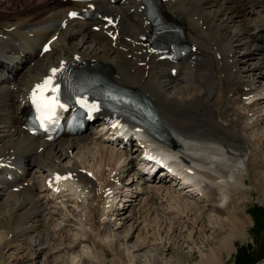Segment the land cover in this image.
Listing matches in <instances>:
<instances>
[{
  "label": "bare ground",
  "instance_id": "bare-ground-1",
  "mask_svg": "<svg viewBox=\"0 0 264 264\" xmlns=\"http://www.w3.org/2000/svg\"><path fill=\"white\" fill-rule=\"evenodd\" d=\"M103 3L104 0L99 1L100 7L103 6ZM0 7L5 8L0 9V27L3 29L17 27L21 24L26 25V29L42 28V31L36 34V42L30 47V57L23 60V68L15 79L14 84L16 87H20V90H12L10 85L13 82L0 78V104L5 105L4 109H0V144L2 143L0 153L15 150L14 152L21 156L26 166L30 167L31 170H37L38 173L43 172L44 174L57 171L75 172L85 167L86 169L89 168L88 170L91 172L96 171V174L101 177L102 175L99 174L106 168L111 170L110 174L114 172L116 182H120V175H124L123 169L131 168L133 170L135 168L136 164L133 159L130 160V156L123 159L121 155L124 154L120 155V153L104 150L103 148L102 151L100 150L102 155L100 159L99 151L96 155L93 153L95 158H91L92 160L95 159L94 161H97L98 164L101 162L102 167L97 165L101 168L99 171L95 168L96 164L88 166L84 164L83 166L76 160L74 161V158L73 161H68L69 164H65L63 163L64 160L71 158L70 152L73 153L76 149L83 151L81 149L82 145L85 143L89 145V140H92V138L86 136L74 139L64 138L55 145L47 144V150L38 154V140L29 136L24 137L21 131H15L17 128L16 111H18L16 102L21 90L27 89L33 82L43 76L50 66L59 62L62 55H68L69 57L76 54L87 55L92 58L114 62L117 66L118 78L122 83L139 87L155 97L161 126L167 132L169 139L176 143L177 152H168L167 159L171 158L178 161V154H182L186 157L189 156L188 158L192 159L193 163L197 165L195 161H198V159L191 156L190 153L207 155V158H202V160L208 162L206 166L210 168L211 171L209 172L205 170L204 166L195 168L196 166L192 164L194 175L191 172L192 175H189L182 168L183 164L179 163L181 169L176 170V172L182 176L183 181L179 182L175 178L170 182L173 184L172 186H175L174 193L182 202L181 204L190 202L187 198V200L185 199L186 195L184 196L182 193V190L185 191L187 188H189L188 191L197 195V198L201 197L200 202L207 201L208 198H212L217 204L218 202L225 203L229 201L228 195L230 196V194L227 190L230 189L232 192L236 189L234 186L237 181L232 180L238 173L237 170L242 168L240 166L246 163L250 151V140L243 135V130L247 132L249 127L242 126V120L248 117L249 112L243 117L240 111H236L237 105L233 102L235 100L236 103L239 100L243 102L244 97L254 94L256 83H260L259 87L264 88V32L256 34L262 28L264 0H178L174 9L186 15L189 19L188 36L199 45L203 61L196 70H191L187 65L185 72L176 80L170 78L167 74L168 67L164 64L149 69L146 76V68L140 69L134 66L132 61L125 60L123 57L128 56L127 54L115 49L112 42L106 38H100L79 22L70 25L68 29L69 39L63 38L59 41L61 54L38 58L36 55L37 44L54 34L64 13L60 11L56 4L44 1L37 3L26 1L23 8L10 11L5 7L4 2L0 0ZM118 15H120V30L124 36L123 38L131 41L138 40L142 36L141 32L146 30L144 22L141 20L137 22V14L128 15L124 13L121 15L118 12ZM204 26H206V29L203 28ZM1 36L2 31H0ZM14 58H17L16 54ZM33 61L35 65L31 66ZM247 87H250L251 90H246ZM7 105L8 109H6ZM8 124L11 125L10 129H7ZM96 136V133L92 134L93 138ZM262 147H264V142L263 145L260 143V148ZM224 158H227L231 164H221L223 162L219 159ZM215 160L218 162L215 163ZM263 162L254 161L251 158L248 160L249 180L256 175L258 166H264ZM125 163L126 165L121 168ZM219 166H223L224 171L219 170ZM204 170L206 173L203 175ZM216 170L220 172H216ZM117 171H120V175L116 173ZM205 182H209L210 186L213 187V194L204 186ZM232 182L235 184L232 185ZM161 183L162 181H159L158 184ZM245 183L243 181V184ZM131 185H133V182ZM252 185L254 184L252 183ZM68 187L73 188L74 186L68 184ZM254 187L264 192V176L259 177L258 183ZM84 189L95 192L97 186L93 183L92 186L85 185ZM157 189L158 193H163L161 194L162 197L167 196L166 192L168 194V190L164 186L158 188L155 185V190ZM223 189L224 194L222 196L221 190ZM34 191V188L30 187L16 194L4 186L0 187V237H5L4 247L18 245L17 243L21 242L23 248L27 247V249L33 251L31 253L32 258L29 257L28 260L32 264L35 262V256L40 255L39 253L49 243L48 239L52 237V231L48 227L50 225L42 223L44 221L42 207L38 202L37 204L34 202L36 199ZM215 195L217 197L214 199ZM158 199L160 197L153 195L151 203L148 202L143 208L150 206V204L152 207L153 201ZM98 202L96 197L91 199L89 201V207H91L86 208L85 211L89 209L92 231L97 235L100 234L101 237L103 234L105 236L102 226L106 224V220L102 221V219L114 208V204L112 202L109 204L110 207H105L107 211L100 213L98 210L99 205L95 204ZM261 203L264 204V195L261 197ZM161 204L163 203L161 202ZM192 204L189 207L185 206L186 208L182 207V213L193 208ZM213 208L215 211L212 212H216L219 216L224 213L218 206H213ZM210 209L212 208L210 207ZM149 210L145 211L148 212ZM233 214L234 217L231 218L232 220L230 219L231 222L228 227L230 233L220 239L219 246L209 253L207 258H204L205 260L202 258L203 262L201 264H224V262L220 263L218 260L223 259L225 256L226 258L232 256L233 248L237 245L236 240L242 238V235L244 236L250 225L248 218L246 219L242 215L243 213ZM121 215L119 213V216ZM200 221L201 217L199 216L193 224H199ZM226 225L228 226V224ZM46 226L48 230L44 228ZM131 231L130 229L127 235ZM9 234H12L11 239H8ZM127 237L129 236H125L123 240H126ZM123 240H117V250H119L120 243ZM91 241L92 237L89 235L87 242L91 243ZM146 243L147 241L144 244L136 243L135 247L139 249L146 248ZM84 244L87 243L84 241ZM99 246L97 244V247ZM154 247L155 255L152 257L151 264H162L160 263L161 256L172 253L174 249V247L169 248L168 246V248L162 249L159 246ZM67 251L73 252L74 248H68ZM195 255L196 251L187 255L178 252L176 254L177 259L174 260L173 264H183V260L189 261ZM104 256L108 258L110 253L105 251ZM119 258L122 264H130L129 255L119 256ZM1 259H3L2 253H0V261ZM24 260L20 259L18 262L15 260V264H25Z\"/></svg>",
  "mask_w": 264,
  "mask_h": 264
},
{
  "label": "rangeland",
  "instance_id": "rangeland-1",
  "mask_svg": "<svg viewBox=\"0 0 264 264\" xmlns=\"http://www.w3.org/2000/svg\"><path fill=\"white\" fill-rule=\"evenodd\" d=\"M1 1L4 2L5 7L10 9V11H16V8H14L15 5L13 6L11 0ZM0 9L5 8L0 7ZM259 84H257L256 89L258 92H262V89L258 88ZM253 108L255 109L254 113H257V116L253 118L254 116L251 115V122H247L246 120L249 117H246V122L244 119L242 120V126L249 127L247 132L243 130V135L250 140V151L247 155L248 158L246 159V163L241 166L242 168L240 170H237L238 173L236 172L237 174L232 180L234 182L237 181L234 186L237 190L234 189L232 192L230 189L227 190L230 194V196L228 195V202H221L222 204L218 202L217 204L212 198L200 202L201 197L197 198L194 193L182 190L183 195H186L185 199L187 198L190 202L181 204L182 202H180L178 197H176V193H174L175 186H172L173 184L169 182L158 184V186H164L168 190V194L166 192L167 196L165 200H154V204L152 203L154 205H152L153 208L151 207V204L150 206L143 208L148 202L151 203L152 198L148 197L150 200L145 203L147 196H144L141 201H137L136 205L130 207L126 214H122L120 217H113L110 223H107L105 227H102L105 231V236H103V234V237L101 236L102 238L100 237V234L97 235L92 231L91 226H84V222L82 220L78 221V217H75L77 216V213H79L80 208L76 207L77 209L75 208L74 213L73 211L71 212V209H69V211L61 209V206L66 207V204L69 206L72 205V203L63 202V204H52V207L47 206L45 208L42 206L45 209L43 212L45 215H42V218L44 219L42 223H48V225H50L48 227H50L52 231V237L48 239L49 243L45 245L41 253H39L40 255L38 254V257L37 255L35 256V262L33 263L122 264L119 256L123 257L124 255H129L130 264H151L152 257L155 255L154 246H159L161 249L174 247L172 253H166L161 256L160 263L162 264H173L177 259L176 254L178 252L187 255L193 253V251H196L195 257L189 261L183 260V264H201L203 259L207 258V255L219 246L220 239L230 233L228 227L230 226V219L234 217L233 213H243L242 215L246 219L248 218L250 224L246 229V233H244V236L242 235V238L236 240L237 245L233 248L232 256L230 258L223 256L224 258L221 259L222 261L220 259L218 261L220 263L224 262V264H264V204L261 203V197L264 195V192L261 189L254 187V185L258 183L259 177L264 176V166H258L256 169V175L249 180L248 176L250 177V173L247 164L250 158L258 162L264 161V148H260V143L263 145L264 142V100L256 108ZM244 113L248 114V112L245 111ZM82 150L83 151H80L79 149L80 153L75 152L80 155L79 158L84 156L85 160L89 161V165L96 164V167L101 170V162L98 164L97 161H94L95 159H91L95 155H93V153L89 154L88 149L82 148ZM72 154L74 155V151L73 153H70V155ZM133 156L138 157L137 154H134ZM101 157L102 155L99 154V159ZM66 160H64V162ZM97 165H100V167ZM94 172L96 173V171ZM243 181L246 183L243 184ZM234 182H232V185L235 184ZM252 183L254 185H252ZM139 189H142V187ZM211 190L212 194L213 189ZM223 194L224 189L221 190V195L223 196ZM215 198L216 197L214 196V199ZM161 202L163 204H161ZM191 203H193V208L188 209V212L185 211V213H182V207H189ZM127 205L129 206L131 204ZM213 206L220 207L224 213L219 216L216 212H212L215 211ZM210 207L212 209H210ZM147 209L149 210L148 212H146ZM78 216L79 218L87 216L89 219V211H84V214ZM199 216L201 217L200 223L193 224ZM123 222L125 223L123 224ZM226 224H228V226ZM48 227L46 226L44 228L48 230ZM78 229L88 231L87 234L92 237L91 243H82L83 240H88L89 235L88 237H85L86 235L83 236ZM130 229L132 231L127 235ZM131 235L133 236L131 237ZM125 236L129 237H127L126 240H123ZM4 238V236L3 238L0 237V253L3 254V259H1L0 264H15V260L18 262L20 259H25L23 261L25 264H32L31 261H28L29 257L30 259L32 258V250L27 249V247L23 248L21 242L10 248H4ZM118 239L123 240V242L120 243L121 246L119 250L116 249ZM146 241L147 245L145 244V247L148 249H139L138 247H135V245H137L136 243L144 244ZM97 244L100 246L97 247ZM68 248H74V251L68 252ZM105 251L110 253L108 258L104 256Z\"/></svg>",
  "mask_w": 264,
  "mask_h": 264
},
{
  "label": "snow or ice",
  "instance_id": "snow-or-ice-1",
  "mask_svg": "<svg viewBox=\"0 0 264 264\" xmlns=\"http://www.w3.org/2000/svg\"><path fill=\"white\" fill-rule=\"evenodd\" d=\"M71 16H75L76 13H70ZM52 75L45 79L42 83L36 85L32 93V101L37 110L42 113L54 114L56 108L63 107L60 104L58 98L59 88L53 84V78L56 76L57 69H52ZM95 108V105H93ZM70 177H59L55 179H67Z\"/></svg>",
  "mask_w": 264,
  "mask_h": 264
}]
</instances>
